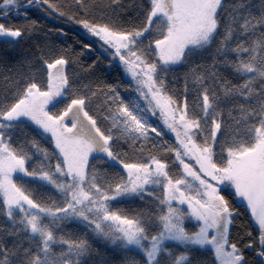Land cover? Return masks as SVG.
<instances>
[{
  "label": "snow or ice",
  "instance_id": "obj_1",
  "mask_svg": "<svg viewBox=\"0 0 264 264\" xmlns=\"http://www.w3.org/2000/svg\"><path fill=\"white\" fill-rule=\"evenodd\" d=\"M27 2L59 11L50 0ZM77 3L84 6L83 0ZM0 4L11 10L20 0ZM76 23L99 38L105 52L114 50L111 58L132 81L138 99L125 103L115 86L108 87L102 119L110 126L102 130L88 110L90 98L73 91L74 81L66 71L69 60L58 56L41 58L47 72L43 87L30 76L18 82L11 102L0 101V214L6 218L0 226V264H87L96 253L89 235L119 249L139 250L143 264H203L195 252L207 248L214 264H247L241 248L229 240L235 212L222 186L246 201L259 229L257 255L264 264V5L254 11L247 0L231 5L228 0H147L143 23L130 30L88 20ZM26 31L0 23V38H9L11 44ZM213 48L211 66L196 63V57ZM221 62L242 83L221 76ZM177 65L189 66L179 100L165 83ZM189 79L198 87L199 100L191 114ZM65 99V107L53 111ZM225 101L238 102L236 117L229 111L224 118ZM149 114L159 116L175 134L178 146L165 151L174 152L173 163L182 166L180 177L170 175L168 162L156 156L126 162L113 151L119 140L114 129L133 141H147L149 131L163 135L148 122ZM29 121L56 151L50 153L35 138L14 140L15 131ZM94 153L120 166L125 175L119 182L98 177ZM26 178L51 186L60 202L41 198ZM123 197H148L156 211L129 216L112 206ZM189 218L199 222L197 231L185 228ZM72 222L82 224L85 233L66 231ZM7 237L14 238L11 248L5 245ZM170 242L183 251L177 253ZM124 264L141 261L129 258Z\"/></svg>",
  "mask_w": 264,
  "mask_h": 264
},
{
  "label": "trees",
  "instance_id": "obj_2",
  "mask_svg": "<svg viewBox=\"0 0 264 264\" xmlns=\"http://www.w3.org/2000/svg\"><path fill=\"white\" fill-rule=\"evenodd\" d=\"M56 5L59 11L51 10L47 5L33 2L28 4L27 0H20L19 7H13L11 10L2 9L0 6V23L6 27L27 29L25 35L18 39L16 43H8L9 38H0V101L4 103L11 102L14 90L18 82L35 76L36 82L43 87L46 83L47 72L42 63V59L51 61L58 56H64L69 60L66 71L73 80V91L80 95H87L90 98L88 110L90 114L98 118V124L102 130L110 126V121L103 120L102 117L107 115L106 101L109 93L108 87L115 86L116 90L125 92L130 90V82L125 77L121 66L112 60L111 56L100 49V41L97 38L90 37L87 30L77 20H88L92 23H108L118 29H132L139 27L143 23V9L147 7V0H119L114 3L113 0H83L84 6L81 7L77 0H50ZM234 0H228L229 5ZM249 5L253 6L255 11L264 5V0H247ZM59 12L65 15L61 16ZM71 17L72 19H69ZM85 44H90L91 49H86ZM214 48L203 53L202 56L196 57V63L208 68L213 64ZM231 58V57H230ZM217 70L224 78L230 80L233 84L242 83L230 69L225 68L222 64L217 65ZM189 71L187 65L174 66L165 83L168 85L170 94L176 99H182L185 88V74ZM211 84V81H207ZM96 94L93 96L92 93ZM198 87H194L191 80H188V101L189 112H192L193 103L199 104L197 98ZM68 99L64 103L58 104L53 111L62 110ZM111 104V101H108ZM237 101H225L221 107L224 118L228 119V112L231 111L234 117L237 116ZM51 108V106H49ZM198 110V109H197ZM238 118V117H237ZM38 130L31 122H26L14 133V140L18 143L24 142L25 139L35 138L38 143L51 153L56 151L50 139L37 134ZM114 135L119 140L114 142L113 151L117 152L126 162H146L150 156H156L169 164V172L174 178L182 175V166L173 163L174 152L165 151L178 146L175 134L166 132L160 143L157 144H140L131 138L121 135L119 130H113ZM28 150V149H26ZM30 154H31V150ZM97 159L95 167L98 177L108 183L119 182V177L125 175L120 166L114 165L113 162H104V154H93ZM35 159V157H34ZM55 163V159L52 161ZM191 163L193 168H198L194 160L186 159ZM93 163L90 158V165ZM15 179V177H13ZM30 181L29 187L39 193L41 198H51L57 203L60 202V194L49 185H43L40 181ZM191 180V177L188 178ZM198 183V182H196ZM233 189H226L222 186V194L228 199L230 207L234 210L235 216L233 224L229 227V240L236 243L241 248L247 264H261V259L257 255L259 251L258 235L259 229L251 217L247 203L241 198L232 195ZM157 194L159 192L157 191ZM2 201V196H0ZM114 209L133 216L137 213H154L156 204L153 200L145 197L144 200L138 197H123L112 202ZM179 206V205H177ZM182 207H187L182 206ZM2 208V203H0ZM5 217L0 214V226L4 225ZM10 223V222H9ZM185 228L192 232L197 231L199 222L194 219H186ZM66 231L74 235H82L85 229L79 222L67 224ZM251 233V235H249ZM14 238L7 237L5 245L12 247ZM90 243L96 249V253L88 258L87 264H124L129 258L142 261V253L139 250H124L116 248L103 240L93 239L89 235ZM251 243V248L245 247ZM177 253L183 251L179 245L170 242ZM196 258L203 264H214L213 254L210 248L197 249ZM0 259H3L0 256Z\"/></svg>",
  "mask_w": 264,
  "mask_h": 264
},
{
  "label": "rangeland",
  "instance_id": "obj_3",
  "mask_svg": "<svg viewBox=\"0 0 264 264\" xmlns=\"http://www.w3.org/2000/svg\"><path fill=\"white\" fill-rule=\"evenodd\" d=\"M0 6H2V9H7V8H5V6L3 5V4H1ZM89 35H90V37H93V36H91V34L90 33H88ZM94 38H97V37H94ZM98 39V41H100L99 40V38H97ZM100 44L102 45V42L100 41ZM99 46L100 47V49L103 51V52H105L104 51V48L102 47V46ZM112 51H114V50H109V52H105V53H107V54H109L110 55V52H112ZM111 56V55H110ZM113 61H115L116 63H118V61L117 60H113ZM119 64V63H118ZM121 68H122V66H121ZM123 70V69H122ZM123 73H124V71H123ZM124 75H125V77L128 79V81L130 82V85L132 84V81L130 80V78L124 73ZM117 92H119V94H120V97L121 98H123V100H124V102L125 103H130V101H133V100H137L138 99V93H135V92H133L132 91V86H130V90H126L125 92H121V91H119V90H117ZM139 102H140V104H141V106L142 107H144V105H145V101H143L142 99L141 100H139ZM112 107H115V105H112ZM148 122L152 125V126H154V127H156L157 129H158V131H161L162 133H163V135L162 136H156L154 133H152V132H150L149 131V134H148V136H149V138H148V140L147 141H145L143 138H141V139H139V140H135L137 143H140V144H157V143H160L161 142V140L163 139V138H165L164 137V135H165V133L167 132H170L167 128H166V126L163 124V121L162 120H160L159 119V116H156V117H153V116H151L150 114H149V116H148ZM171 134H174V133H172V132H170ZM128 137V136H127ZM129 138H131V137H129ZM95 154V153H94ZM100 154H102V153H100ZM190 178V177H189ZM242 201H244V200H242ZM244 202H246V201H244Z\"/></svg>",
  "mask_w": 264,
  "mask_h": 264
},
{
  "label": "water",
  "instance_id": "obj_4",
  "mask_svg": "<svg viewBox=\"0 0 264 264\" xmlns=\"http://www.w3.org/2000/svg\"><path fill=\"white\" fill-rule=\"evenodd\" d=\"M1 5V4H0ZM261 259V258H260Z\"/></svg>",
  "mask_w": 264,
  "mask_h": 264
}]
</instances>
